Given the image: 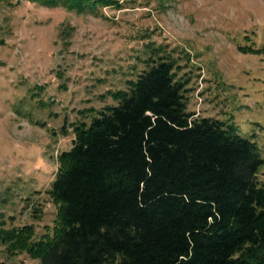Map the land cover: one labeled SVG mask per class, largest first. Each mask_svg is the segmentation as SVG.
I'll list each match as a JSON object with an SVG mask.
<instances>
[{
	"label": "trees",
	"instance_id": "obj_1",
	"mask_svg": "<svg viewBox=\"0 0 264 264\" xmlns=\"http://www.w3.org/2000/svg\"><path fill=\"white\" fill-rule=\"evenodd\" d=\"M31 1L94 14L119 4ZM238 48L263 53L264 38ZM145 61L127 88L108 90L115 103L69 122L72 143L57 153L46 190L52 224L36 235L33 223L5 227L0 212V242L35 264H264V155L254 126L188 110L175 58Z\"/></svg>",
	"mask_w": 264,
	"mask_h": 264
},
{
	"label": "rangeland",
	"instance_id": "obj_2",
	"mask_svg": "<svg viewBox=\"0 0 264 264\" xmlns=\"http://www.w3.org/2000/svg\"><path fill=\"white\" fill-rule=\"evenodd\" d=\"M264 0H119L97 14L31 0L0 2V212L5 227L52 224L46 191L57 153L70 147L69 122L83 108L116 100L108 90L128 80L154 54L175 58L187 78V109L254 126L264 155ZM42 86L40 90L37 86ZM259 122V123H258ZM263 125V127L260 126ZM0 259L35 264L26 252Z\"/></svg>",
	"mask_w": 264,
	"mask_h": 264
}]
</instances>
